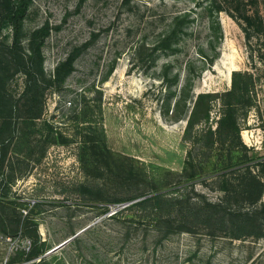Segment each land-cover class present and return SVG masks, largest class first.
<instances>
[{"label":"rangeland","instance_id":"obj_1","mask_svg":"<svg viewBox=\"0 0 264 264\" xmlns=\"http://www.w3.org/2000/svg\"><path fill=\"white\" fill-rule=\"evenodd\" d=\"M5 1L0 113L12 116L3 131L0 117V200L7 212L31 213L47 251L88 227L78 235L84 257L72 240L45 256L58 254L66 264L91 258L98 264L96 254L105 264H264V236L235 239L198 227L166 236L154 249L158 238L138 223L135 210L110 217L158 193L212 202L227 197V206L255 208L242 199L246 183L264 182V20L260 30L256 15L264 19V0H218V13L212 0H29L15 48ZM180 13L190 15L174 53L160 42ZM241 24L250 28V40ZM40 28L43 43L34 38ZM201 49L219 52L195 83L196 95L215 94L201 114L210 106L215 130L226 104H235L246 147L220 137L211 146L198 141L204 124L186 139L187 121L164 116V100L179 87L163 82V65L171 62L182 84L189 62L205 63ZM234 71L241 73L235 98L224 95ZM29 244L0 231V264Z\"/></svg>","mask_w":264,"mask_h":264},{"label":"trees","instance_id":"obj_2","mask_svg":"<svg viewBox=\"0 0 264 264\" xmlns=\"http://www.w3.org/2000/svg\"><path fill=\"white\" fill-rule=\"evenodd\" d=\"M244 1V0H243ZM218 0H212L209 5L210 8H215L217 13L223 9L220 6H215ZM246 5V4H245ZM4 6V17L11 26L14 35L13 48L19 45V39L23 31L24 19L29 7V0H6ZM245 10V9H244ZM228 11V10H226ZM247 12V11H246ZM190 14L180 13L174 18V26L165 33V36L161 40V47L164 50L172 49L175 53L174 45H177L178 36L184 31V26L187 17ZM260 20V30H262L263 17L257 12L256 14ZM232 17L233 14H231ZM245 19L251 20L249 14H245ZM217 27L221 31V25L218 19L215 21ZM251 23V21H249ZM242 25V24H241ZM253 25V24H250ZM246 32V38L250 40V28L242 25ZM45 28L38 29L35 34V39H40V43L45 41ZM205 59V63L198 64L194 61L189 62V67L186 70L183 83L181 84L182 74L177 72L172 73V63L166 62L162 67V79L163 82H175L177 88L172 96L163 102L164 116L168 117L171 121L186 120L187 125L185 128L184 137L189 139L198 126L203 125L201 129L194 137H198L197 140L202 142L206 140V145L211 146L218 142L217 138L220 137L222 143H233L234 139L237 141V145L246 147L241 137L240 121L236 113L235 104H226V108L221 117L217 121V128L212 129L210 124V106L205 107V114L202 115L204 109L201 107L203 103L207 102L210 97H213L214 92H200L196 95L194 91L196 80L201 78L206 64L213 65L219 52L215 56L208 55L203 49L198 51ZM202 57V58H203ZM197 69V71H196ZM32 71L27 70V74L31 75ZM172 75V77L170 76ZM59 76V74H57ZM56 76V78H57ZM241 73L234 71L232 76L233 87L231 90L224 92V95L237 96L238 80ZM167 85V83H166ZM169 88V85H167ZM171 91V90H170ZM4 102L0 99V103ZM191 103V104H190ZM11 113H0V117L3 119V129H8L11 123ZM8 126V127H7ZM219 143V142H218ZM248 173L253 178L251 166L246 165ZM256 178V177H255ZM259 185L254 188V185L246 183L249 191H246L247 195L243 197L244 203H250L255 205L252 210H246L241 208V205L227 206L228 201L225 200L219 202H212L208 200H196L190 197L186 199H177L166 196L164 193H158L146 196L123 209L111 215V218H118L121 215H125L128 212L135 210L136 216L140 217L138 223H144L150 229H146L148 232L153 233L156 238L154 242V249H157L158 242L164 237L170 236L176 233L182 232H194L193 229L198 227L206 228L212 232L224 233L231 238L241 239L245 236H264V182L259 181ZM225 191V190H224ZM227 193V192H226ZM137 198V197H136ZM135 199V197L129 200ZM260 203L261 207L257 204ZM16 212V211H15ZM127 218L125 217L124 220ZM148 219V220H145ZM128 222V221H125ZM38 223L31 216V213L23 215L21 212L10 213L4 208V203L0 200V231L7 238H13L17 236L29 239L30 244L27 248H21L16 251V256L12 257L9 264L24 263V264H53L55 259L58 260L55 264H66L67 261L64 257L58 254H53L50 258L45 256L48 250L47 240H43L39 231ZM75 234V233H74ZM82 235L74 238L71 242L73 246L79 251L80 255L85 256L83 250L79 248V244L82 240ZM64 251H66L64 249ZM59 256V257H58ZM40 258V260H38ZM192 256H187L186 261L191 260ZM86 259V258H84ZM98 264H105V259H100L99 254H96ZM29 262V263H25ZM59 262V263H58ZM87 263L92 264L91 260H86ZM111 264V262L109 263Z\"/></svg>","mask_w":264,"mask_h":264},{"label":"water","instance_id":"obj_3","mask_svg":"<svg viewBox=\"0 0 264 264\" xmlns=\"http://www.w3.org/2000/svg\"><path fill=\"white\" fill-rule=\"evenodd\" d=\"M88 227L78 231L76 234H74L73 236H70L69 238L65 239L63 242H61L60 244H58L57 246H55L54 248H52L51 250L47 251L45 253V255H49L51 253H54L56 251H58L59 249L63 248L66 244H68L71 240H73L76 236H78L79 234H81L82 232H84Z\"/></svg>","mask_w":264,"mask_h":264}]
</instances>
